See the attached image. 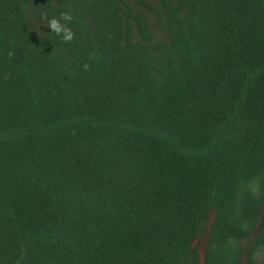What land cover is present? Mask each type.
Returning a JSON list of instances; mask_svg holds the SVG:
<instances>
[{
    "label": "trees",
    "instance_id": "16d2710c",
    "mask_svg": "<svg viewBox=\"0 0 264 264\" xmlns=\"http://www.w3.org/2000/svg\"><path fill=\"white\" fill-rule=\"evenodd\" d=\"M263 207L264 0H0V264H255Z\"/></svg>",
    "mask_w": 264,
    "mask_h": 264
},
{
    "label": "rangeland",
    "instance_id": "374dc122",
    "mask_svg": "<svg viewBox=\"0 0 264 264\" xmlns=\"http://www.w3.org/2000/svg\"><path fill=\"white\" fill-rule=\"evenodd\" d=\"M152 2H154V0H152ZM29 23L31 28L33 29V31L37 34L40 35L43 32V28L44 25L41 22H38L36 19L34 18H30L29 19ZM148 24L150 26V28L152 29V31L154 32V34L156 35V37H160V31L158 29V27L155 25L154 21L148 17ZM262 217H264V207L262 209ZM214 220V213H211L210 217H209V222L207 225V229L204 232V234L195 242V245L198 246L199 248V254H200V260L201 263L204 262V257H205V252H206V248H207V243H208V239H209V231H210V225ZM251 248V245H247L246 250L242 256L241 259V264H243L246 260V257L248 255V252ZM255 264H264V253H260L257 257H256V262Z\"/></svg>",
    "mask_w": 264,
    "mask_h": 264
},
{
    "label": "clouds",
    "instance_id": "9594fccd",
    "mask_svg": "<svg viewBox=\"0 0 264 264\" xmlns=\"http://www.w3.org/2000/svg\"><path fill=\"white\" fill-rule=\"evenodd\" d=\"M51 27H52L53 29H55L57 32L60 31V28L58 27L57 22H56L55 20H53V21L51 22ZM65 38H66V39H70V38H71L70 34H69L68 36H66Z\"/></svg>",
    "mask_w": 264,
    "mask_h": 264
}]
</instances>
